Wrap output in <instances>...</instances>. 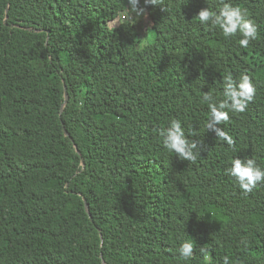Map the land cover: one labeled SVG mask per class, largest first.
I'll return each instance as SVG.
<instances>
[{"label":"trees","instance_id":"16d2710c","mask_svg":"<svg viewBox=\"0 0 264 264\" xmlns=\"http://www.w3.org/2000/svg\"><path fill=\"white\" fill-rule=\"evenodd\" d=\"M228 2L257 28L247 47L196 19L219 0H141L151 25L120 21L127 0H0V264H264V184L227 173L264 168V0ZM241 73L256 91L218 125L228 146L201 96ZM173 118L195 161L164 149Z\"/></svg>","mask_w":264,"mask_h":264},{"label":"clouds","instance_id":"9594fccd","mask_svg":"<svg viewBox=\"0 0 264 264\" xmlns=\"http://www.w3.org/2000/svg\"><path fill=\"white\" fill-rule=\"evenodd\" d=\"M161 0H143L144 6H157ZM128 7L124 10L126 20H134L145 14V7L140 6L141 0H127ZM215 9L206 7L198 11L195 16L201 25L218 27L225 37H233L238 33L242 37L239 40L241 47H247L251 40L257 37L255 24L247 18L245 12L238 6H233L228 0H219ZM134 14V15H133ZM122 18V15L120 16ZM123 20V19H121ZM222 98L216 97L211 92H202L201 101L207 105L206 129L214 132L216 138L233 146L235 140L231 135L218 127L222 122L229 120V113H243L254 98L255 87L251 78L246 73H241L238 78L226 74L222 78ZM164 149L180 160L195 161L199 156L200 149L197 142L189 140L179 119H170L168 125L159 132ZM227 173L233 177L244 194L251 193L258 185L264 184V168H261L255 159L234 158L231 160ZM246 244L245 241H241ZM204 260L210 261L211 256L208 249L200 248ZM180 260L188 261L194 258V242L186 239L180 242L177 248ZM223 264H229V257L223 258Z\"/></svg>","mask_w":264,"mask_h":264},{"label":"rangeland","instance_id":"374dc122","mask_svg":"<svg viewBox=\"0 0 264 264\" xmlns=\"http://www.w3.org/2000/svg\"><path fill=\"white\" fill-rule=\"evenodd\" d=\"M129 6V5H128ZM123 13H124V11L121 13L122 15H123ZM134 15V14H133ZM119 19H120V21H121V17H119ZM125 19V18H124ZM135 22L136 23H138V24H141V23H143V24H149V25H151L150 23L151 22H149V20H148V17L147 16H145V14L144 15H141L140 17H136L135 19ZM130 21V20H129ZM113 25H116V24H118V21L117 20H115L113 23H112ZM146 31V33H147V38L149 39V41H151L152 39L151 38H153V31L151 30V29H148V30H145ZM143 32V31H142ZM151 39V40H150Z\"/></svg>","mask_w":264,"mask_h":264},{"label":"water","instance_id":"95a60500","mask_svg":"<svg viewBox=\"0 0 264 264\" xmlns=\"http://www.w3.org/2000/svg\"><path fill=\"white\" fill-rule=\"evenodd\" d=\"M64 95H65V98H64L63 107H64L65 103H66L67 100H68V92H67V89H66V86H65V85H64ZM63 107H62V108H63ZM64 133H65V135L70 136L68 130L64 129ZM75 147H76L77 152L79 153V150L77 149V146H76V145H75ZM81 162H82V164H84V160H83L82 156H81ZM83 200H84L85 209H86V211L90 214V212H89V204H88L86 198L83 197ZM101 236H102V235H101ZM101 239H102V238H101ZM102 241H103V239H102ZM103 264H104V262H103Z\"/></svg>","mask_w":264,"mask_h":264},{"label":"built area","instance_id":"2783aa9c","mask_svg":"<svg viewBox=\"0 0 264 264\" xmlns=\"http://www.w3.org/2000/svg\"><path fill=\"white\" fill-rule=\"evenodd\" d=\"M125 17H124V15H122V19H124Z\"/></svg>","mask_w":264,"mask_h":264}]
</instances>
